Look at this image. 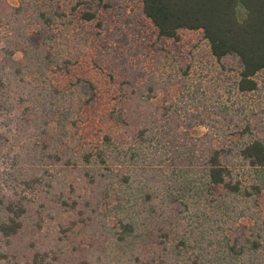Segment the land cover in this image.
<instances>
[{"label": "trees", "instance_id": "obj_1", "mask_svg": "<svg viewBox=\"0 0 264 264\" xmlns=\"http://www.w3.org/2000/svg\"><path fill=\"white\" fill-rule=\"evenodd\" d=\"M10 1L0 0V264H57L65 256L63 240H38L41 216L70 213L81 224L90 216L113 217L102 248L129 264H264L252 260L257 244L247 248L206 229L191 246L178 227L203 210L229 224L245 214L237 203L264 192V143L249 125L241 133L248 140L229 147L215 136L183 133L209 126L205 112L183 108L180 114L171 107L159 113L148 97L159 83L146 89L135 74L120 82L108 74L105 96L115 98L103 101V84L100 89L80 61L93 35L86 25L111 9L109 0H78L71 16L55 7L57 0ZM141 3L157 38L176 41L181 32H200L216 61H238L237 91L257 89L254 78L264 71V0ZM88 115L115 131L88 129ZM237 162L253 170L256 181L241 182ZM43 194L51 196L48 204L39 201ZM157 209L162 222L153 217ZM59 219L54 228L62 229ZM164 223L170 228L162 229ZM68 256L77 257L78 249Z\"/></svg>", "mask_w": 264, "mask_h": 264}, {"label": "rangeland", "instance_id": "obj_2", "mask_svg": "<svg viewBox=\"0 0 264 264\" xmlns=\"http://www.w3.org/2000/svg\"><path fill=\"white\" fill-rule=\"evenodd\" d=\"M57 1L55 7L63 11L65 16H71L72 7L78 2ZM141 1L109 0L111 9L108 12L100 11L99 20L86 25V29L90 28L93 35L86 47L84 54L86 56L80 61V69H92V78L100 89L103 84V101L115 98L105 96L109 91V86L104 85L105 80L109 81L108 74L111 73L119 82L124 79L132 81L135 74L133 77L135 83L146 89L150 82L159 83L160 90L156 91L155 97L150 93L148 96L152 109L162 113L164 109L173 107L182 114V109L188 108L191 114H195L196 110L200 113L204 111L209 118L207 121L210 123L209 126H200L190 131L182 129L181 132H187L192 137L205 134L209 137L215 136L214 139H221V144L225 143L229 147L241 144L243 139L248 140V133L245 134V138H241V133L248 124L253 137L261 139L264 143V71L254 78L257 83L254 92H238L235 84L240 68L235 58L216 61L200 32H181L176 41L157 38L155 29L142 14ZM10 3L16 5L14 0ZM97 22L101 24V28H98ZM103 74L105 76H102ZM111 86L113 88L112 83ZM145 90H142L144 98L147 97ZM211 122L216 123L210 127ZM86 125L89 126L88 129L94 128L95 131L103 129L108 133L115 131L111 125H105L103 119L98 117L94 119L91 115H88L84 126L87 127ZM235 172L237 178L246 185L256 181L255 172L243 162L236 163ZM39 201L48 204L51 196L43 194ZM158 202L157 200L155 203ZM237 207L238 211L241 209L245 214L238 220L232 218L229 224H225L227 220L225 217L207 210L199 213L198 218L184 219L183 226L181 224L178 226L180 237L189 238L190 245L195 246L198 231L214 230L217 237L226 234L232 239H238L239 243L247 248L257 244L259 254L252 260L264 263V192L258 197L246 199L241 204L237 203ZM160 214L161 211L157 209L153 217L158 216L162 222L164 219ZM76 216L72 213L61 215L62 229L54 228L60 221L59 216L53 219L51 216H41L43 223L38 240L43 243L61 238L63 240L59 245L62 246L61 254L65 256L61 255L57 264H78L86 260L89 264H129L125 258L110 248L108 250L102 248L103 237L109 236L106 226L114 224L111 222L113 217L102 222L90 216L86 224H81V218ZM169 226L168 223H164L162 229H169ZM187 226L199 227L201 230L196 229L195 234H190L182 228ZM67 229L70 232L65 236L64 231ZM178 241L179 239H176L174 245H179ZM77 249L78 256L69 258L68 255ZM142 251V248L138 249L139 253Z\"/></svg>", "mask_w": 264, "mask_h": 264}]
</instances>
